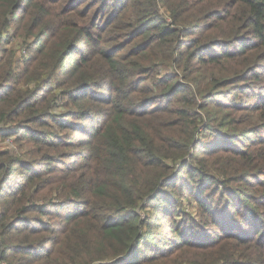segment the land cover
Instances as JSON below:
<instances>
[{"label": "trees", "instance_id": "16d2710c", "mask_svg": "<svg viewBox=\"0 0 264 264\" xmlns=\"http://www.w3.org/2000/svg\"><path fill=\"white\" fill-rule=\"evenodd\" d=\"M0 137V264H264V0H0Z\"/></svg>", "mask_w": 264, "mask_h": 264}, {"label": "rangeland", "instance_id": "374dc122", "mask_svg": "<svg viewBox=\"0 0 264 264\" xmlns=\"http://www.w3.org/2000/svg\"><path fill=\"white\" fill-rule=\"evenodd\" d=\"M16 41H20V42H22L23 40L20 38V39H18V40H16ZM63 137V136H62ZM61 137V139H63ZM66 141V140H65ZM23 146H22V149H21V146L19 145V144H17V143H15L13 140H7V139H4V138H1L0 137V150H6V149H8L9 147H12V146H14V147H18V149H20V152L22 151V153H24V152H26V150H27V148L28 147H30V145L29 146H27L26 145V143H24V144H22ZM67 145H69V144H67ZM67 145L65 146H63V147H61V149L63 150V151H73V148H70V147H67ZM20 147V148H19ZM15 151H17L16 149H15ZM19 152V151H18ZM71 156H69V158H66L65 159V162H67V163H70V162H72L73 160H76V158H70ZM77 161V164L79 163V160H76ZM75 165V164H74ZM40 195L41 196H52V193H51V191L49 190V188L48 189H46V190H42V192L40 193Z\"/></svg>", "mask_w": 264, "mask_h": 264}]
</instances>
